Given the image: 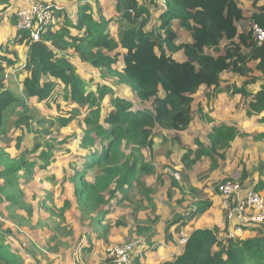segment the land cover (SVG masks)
Instances as JSON below:
<instances>
[{
    "label": "trees",
    "instance_id": "1",
    "mask_svg": "<svg viewBox=\"0 0 264 264\" xmlns=\"http://www.w3.org/2000/svg\"><path fill=\"white\" fill-rule=\"evenodd\" d=\"M13 1L0 0V13L4 14ZM144 1L118 0L117 12L129 22L120 32L119 40L112 35L111 21L101 9L96 11L90 0H84L74 18L66 10H59L58 24L43 32L40 40L34 41L28 32H18L0 46V136L6 128L9 110L20 105L25 108L24 99L8 88L6 72L22 67L17 48L27 47L22 69L24 96L50 105L59 100L58 91L62 86V101L70 110L62 113L59 126L68 128L74 121L81 122V130L74 138L51 139L59 141L60 146L66 143L73 146V140H78L82 148L90 151L84 163L74 168L73 183L77 206L90 217V226L104 228L99 233L96 230L99 240H106L110 233L107 215L128 201L131 192L139 189L152 201L151 188H147L144 179L155 170L154 129L159 126L172 131L187 130L194 120L195 103L203 87L218 88L227 81V76L235 75L243 81L233 86L226 82L227 91L241 96L248 117L264 113V85L256 93L248 89L261 79L252 75V64L264 77V47H258L252 31L239 33L238 24L245 17L238 0H166L165 7H160V24L152 28L153 8L159 10V4L156 0ZM10 19L16 27L17 18L12 15ZM175 20L183 29L190 30L191 43L176 44L178 34L171 26ZM252 20L264 28L263 11L255 13ZM120 48L127 49L128 54L118 71L114 69L120 64ZM180 51L186 56L184 62L173 58L172 54ZM73 57L98 70H114V88L103 84L95 90L90 88L78 75ZM121 86L131 89L143 103L149 102L150 108L138 110L132 101L120 97L115 87ZM83 111L86 115L80 120ZM14 126L20 129L16 149L21 155L13 156L0 142V211L7 210L12 220L22 224L34 216V207L26 202L23 187L34 182L38 172L49 173L58 146L50 144L38 158H31L23 140L25 131L34 133L33 119L24 113L15 120ZM242 134L236 125L217 126L210 136V146L205 147L198 140V152L187 153L183 160L190 167L207 157L211 169L216 170L219 161L226 160L233 142ZM254 139L264 141V133ZM143 149L149 152L150 161L143 156ZM130 150L139 154L129 155ZM263 169L261 165L258 191H264ZM94 172L97 174L91 181L89 176ZM47 201L40 203L42 210L48 211ZM69 207L67 203L61 213ZM211 207L212 202H201L184 217L173 220L166 230V240L171 239L168 234L175 223L205 216ZM148 232L154 235L151 228L138 229L139 235ZM218 232L208 228L194 230L184 252L162 264H264V230L236 240L219 239ZM13 233L0 219V264H24L20 252L8 240ZM91 250H94L93 244L84 252ZM26 254L37 260L32 250Z\"/></svg>",
    "mask_w": 264,
    "mask_h": 264
},
{
    "label": "rangeland",
    "instance_id": "2",
    "mask_svg": "<svg viewBox=\"0 0 264 264\" xmlns=\"http://www.w3.org/2000/svg\"><path fill=\"white\" fill-rule=\"evenodd\" d=\"M74 1L78 2L84 0H61V2H70L71 4H73ZM97 3L98 1L94 2L96 11L99 8L102 14H104L103 5ZM238 3L245 17V19L239 23L238 28L242 32L249 33L252 31L254 24L252 16L255 13L264 12V0H238ZM16 4L17 3L14 4L15 8L17 6ZM109 12L111 13L112 10ZM8 20H10L9 16ZM110 21L111 24H118L119 34L129 26V23L128 25L127 23L122 24V20L117 21L115 18H111ZM156 21L158 20L155 19V23ZM11 27L12 25L10 26L7 24L1 12L0 42L6 43L7 34H11V30H9ZM17 51L20 63H25L27 47L17 48ZM119 53L121 56L120 64L114 70L121 71L128 50L120 48ZM175 58L180 61L181 55L177 54ZM72 60L74 61L78 75L84 78L90 88L95 90L97 86L102 84L110 87L114 86V70L113 72H109L106 70H98L90 66H79L82 64H79V60L76 57H73ZM23 68L24 67H21L17 72L7 71L6 73V84L11 86L10 89L16 95L24 99L23 106H25V108L23 109L20 105L18 108L9 110L6 122L7 125L0 136V142L13 156L19 157L21 151L16 149V144L17 138L20 135V129L15 128L14 122L19 116H22V114H28L34 121V126H32L34 133L28 134L25 131L23 146L31 152L30 157L36 159L43 149L47 150L50 147V144L56 145L61 140L74 138L75 134L77 135L81 130V122L78 120L74 121L68 128H61L59 126L58 120L61 118V115H63L62 113L70 110L69 105H66L64 100L62 101V86L58 91L59 100L50 105L40 103L34 98H28L25 97L24 94H21L19 84H22V81L17 82L15 79L9 81L8 75L11 72H15L16 75L10 74V76H16L17 79L21 80V78H23ZM18 76L21 77L18 78ZM259 78L261 79L256 83L257 85L249 88L251 92H259L262 85H264V77L261 76ZM226 80L227 81H223L224 88L227 87L226 82H228L229 85L231 84V86L241 85L242 83V81L234 78L232 75L227 76ZM115 89L118 90L117 94H119L120 97L129 98L130 101L136 105L135 107L144 109L148 106V104L139 100L131 89L125 86L116 87ZM202 90L205 93L200 91L203 97L207 95V97H209L214 92L212 89H207L206 87ZM233 97H236L234 101L236 102L237 100L238 103L236 105V113L242 112L244 106L240 97ZM234 101H232L233 104ZM85 115L86 111H83L80 120H82ZM200 118L201 116L199 117V115L195 114L194 120L188 128V131L181 137L175 136V131L161 129L159 126L154 129L153 140L156 137V144H158L156 150L155 146L153 149L155 155V157H153V163H155L156 166L153 174L144 179L147 188H151L150 198H152V201L150 202L139 189L131 192L128 201L121 204L119 208L116 206L106 217V226H108L110 233L106 240L95 241L96 250L94 252H82L83 248L85 249L89 246L88 234H91L92 231V227L89 224L91 219L87 214L79 210L77 206L75 183H73L74 168L84 163V158L90 154V151L86 148H82L78 140H73V146L67 145V143L62 146L57 144L58 149L55 151L57 153L56 163L53 165L54 169L52 173L46 174L44 172H38L36 174V180L30 185H24L23 187L26 190V202L32 204L34 207L33 218H29L26 222L24 221L22 224H19L17 221L11 219L7 210L0 211L2 223L13 229V236L8 237V240L14 246V250L20 252L19 256L23 260V263L108 264V262L105 261V252L110 246L131 243L141 238L154 241L155 244H168L169 241L165 243V235L166 230L170 227V223L178 219V216L185 215L189 211V207L195 206L201 202H212L215 195L219 194L218 188L224 180L235 179L249 183L248 178H254L264 162V142L262 141L258 143L259 141L252 139L248 145L244 146V143H242L238 150L233 151L232 149L228 151L226 160H221V167L219 163L220 168L216 170L211 169V166H209L206 161H203V159L197 163H193L190 167L187 166L183 157L189 152H193V154L198 152V140L200 142L208 140V134L203 133L202 128L196 126L198 122H196V120ZM202 120H208V122L211 123L209 118L203 117ZM209 131L210 130H208V132ZM170 134L172 137H170ZM54 137H58L59 141L57 142L51 139ZM240 137L249 138L250 136L242 134ZM187 139L189 140L188 142L185 141ZM37 147H40L38 151L36 149ZM241 148L243 150L241 154H239ZM67 150H70V152H67ZM127 153L133 156L139 154L132 150L127 151ZM142 154L147 161H150L147 155V149H143ZM96 174L97 172L91 174L89 179L93 181ZM174 182L178 185L174 186ZM252 185H256V183H252ZM45 200H48L46 202L48 211L42 210L39 207L40 203ZM67 203L70 207L61 213V210L67 206ZM221 210L222 213L223 209ZM19 213L25 216L24 212ZM219 214L220 209H210L203 218L206 219L209 217L210 219L207 220V224L212 226L211 222H213ZM222 216L224 222V212ZM119 223H121V225ZM178 223L179 222L175 223L172 228L178 225ZM207 224L205 223L203 226H207ZM213 226H216L214 229L218 231H222L223 227H225L223 223H218ZM140 227L151 228V232H154V235L149 232L139 235L138 229ZM100 230L102 232L104 228L100 227ZM175 231L172 230L171 232L169 230V233L190 235V232H192L190 227H183L180 224L175 228ZM28 250L33 251L34 255L37 256V260L26 254ZM161 251V255L158 253L154 259L151 258L153 262L150 261V264H162L168 261L169 258L173 260L177 257L176 255H172L163 259L162 256H167L170 252L165 250Z\"/></svg>",
    "mask_w": 264,
    "mask_h": 264
},
{
    "label": "crops",
    "instance_id": "3",
    "mask_svg": "<svg viewBox=\"0 0 264 264\" xmlns=\"http://www.w3.org/2000/svg\"><path fill=\"white\" fill-rule=\"evenodd\" d=\"M22 1L23 0H14L13 2H12V5L9 7V9L3 14V16L5 17V19H6V22H7V24H9L10 26L12 25V23H11V19H10V16H12V15H14V13H15V11H16V9H17V7H19L20 5H22ZM42 1H44V2H48V3H53V4H56V5H58L60 8H62V9H64V10H66V12L68 13V14H70V13H74V14H76L77 13V11H78V7H79V5H80V3L82 2V1H78V2H75L74 1V3L73 4H71L70 2L68 3V2H61V0H42ZM91 1V3L94 5V2H96V1H98L99 3H101V5H103V13L105 14H103L108 20H110L111 18H115V19H117V21L118 20H122L123 22H122V24L123 23H127V25H128V21H127V19L126 18H124L122 15H120L118 12H117V3H118V0H90ZM145 3H149L148 2V0H146V1H144ZM15 3H17L16 5V8L14 7V4ZM108 3V4H107ZM109 6V7H108ZM160 7H162V6H160L159 5V10H158V8L157 9H155V8H153L154 10H153V12H154V18H153V24H151L150 25V28H152V27H156V26H159V24H160V22H159V19H160V17H161V15H162V10H161V8ZM112 8V9H111ZM105 9H110V10H112V12L110 13L109 11L110 10H105ZM8 16H9V19L10 20H8ZM155 19L156 20H158V21H156V23H155ZM116 21V22H117ZM172 28H173V30L175 31V32H177V34H178V39H177V41H176V44L177 45H181V44H188V43H191L192 42V36H191V32H190V30H188V29H183L181 26H180V24H179V21H174L173 23H172ZM238 27H239V24H238ZM9 30H11V34H7V37H6V43H4V42H0V46H2L3 44H7V42H8V40L9 39H11V38H13L17 33H18V31H17V29H16V27H14L13 25H12V27L11 28H9ZM110 30H111V33H112V35L117 39V40H119V33H118V24L117 23H112L111 25H110ZM238 31H239V33H245V32H242L239 28H238ZM179 41V42H178ZM180 41H182V42H180ZM226 45V44H225ZM177 54H179V55H181V60L179 61V60H177L176 58H175V55H177ZM173 55V58L175 59V60H177V61H179V62H184L185 60H187L186 59V56H185V54H184V52L183 51H180V52H178V53H174V54H172ZM74 62V61H73ZM79 62V64H82V65H79V66H83V65H85V66H89V65H87V64H83V63H81L80 61H78ZM22 67H24V63L22 64ZM21 68V67H20ZM20 68L19 69H9V70H7V71H15V72H17V70H20ZM252 68H254V73L252 74L253 76H257V77H261V76H263L261 73H259L257 70H256V68H255V64H252ZM15 72H11L10 74H13V75H16L15 74ZM7 73V72H6ZM10 74L8 75V79H9V81L11 80V79H15L17 82H19V81H22L23 82V79L25 78V75L23 74V72H22V75H23V78H21V80H19V79H17L16 78V76H14V77H11L10 76ZM234 78H237V79H239L240 81H243V79L242 78H238L237 76H235V75H232ZM21 76H18V78H20ZM83 78V77H82ZM84 79V78H83ZM229 84V83H228ZM257 84H255V85H251V86H249V88H251L252 86H256ZM8 86V88H10L11 86H9V85H7ZM19 86H20V91H21V94H24L23 93V84H19ZM116 88V87H115ZM204 88V87H203ZM202 88V89H203ZM207 88V87H206ZM248 88V89H249ZM62 89H63V87H62ZM200 90L202 93H204L203 92V90ZM208 89V88H207ZM209 89H212L214 92H213V94H211L209 97H207V96H205V97H203V94H200L199 93V95H198V99L196 100V103H195V110H196V114L197 115H199V117L201 116V118L200 119H198V120H196V126H198V127H201L202 128V132L203 133H207L208 134V140L207 141H203L202 143L203 144H205V147H209L210 146V143H211V141H210V138H209V136H211V134H213V132H214V130H215V128L217 127V126H220V125H236L237 127H238V129L240 130V132L241 133H244V134H247V136H250L249 138L248 137H245V138H241L240 136L233 142V144H232V148L230 149V150H232L233 149V151H236V150H238V148H239V146L240 145H242V143H244V146H246V145H248L249 144V142H250V140H255L254 139V137L255 136H257V135H259V134H263L264 133V113L262 114V115H259V116H253V117H248L247 116V113H246V110L245 109H243L242 110V112H238V113H236V110H237V100H236V102L234 101L235 99H236V97H233L230 93H228V91H227V87L226 88H224V86H223V82L221 83V85L218 87V88H216V87H211V88H209ZM118 91V90H117ZM205 94V93H204ZM237 96H239L240 97V100H241V96L240 95H237ZM126 98V97H125ZM128 100H130L129 98H127ZM232 101H234V104H233V102ZM145 104H148V106H146L144 109H148V108H150V104L149 103H145ZM199 106H200V108H199ZM137 108V107H136ZM138 110H143V109H141V108H137ZM198 109V110H197ZM20 110V109H19ZM22 110V109H21ZM239 114V115H238ZM203 117H205V118H209V120H211V123L210 122H208V120H206V121H203L202 120V118ZM201 120V121H200ZM208 130H210L209 132H208ZM186 131H188V129L187 130H185V131H182V132H180V131H175L176 132V135L175 136H178V137H181L182 135H184V133L186 132ZM170 137H172L171 136V134H170ZM185 141H189L188 139L187 140H185ZM244 141V142H243ZM256 141V140H255ZM154 142H155V150H156V148H157V145L158 144H156V137H155V139H154ZM262 142H264V141H262ZM258 143H261L260 141L258 142ZM263 144V143H262ZM243 146V147H244ZM194 147V146H193ZM242 147V148H243ZM241 148V150H240V152H239V154H241V151L243 150ZM154 149V148H153ZM195 149V148H194ZM229 150V151H230ZM230 153V152H229ZM147 155H148V157H149V152L147 151ZM153 157H155V155H154V151H153ZM203 161H206L207 162V164L209 165V166H211V161L207 158V157H203ZM263 161H264V159H263ZM56 162H54V164H55ZM220 163V167H221V161L219 162ZM53 164V165H54ZM52 165V167H51V169H50V171H49V173H46V174H51L52 173V171H53V169H54V166ZM263 168H264V162H263ZM154 166H156L155 165V163H154ZM219 167V168H220ZM264 170V169H263ZM176 175H179V174H176ZM221 176V175H220ZM263 179H264V177H262ZM249 179V181H251L252 183H256V184H258V182L260 181V179H261V176H260V174H259V172L254 176V178H252V177H249L248 178ZM212 202H213V207L211 208V210L213 209H216V208H218V210L220 209V214H219V216L218 217H216V219H214L213 220V222H211V225L212 226H210V225H208L207 224V220L208 219H210L209 217H207L206 219L205 218H203L204 216H202V217H200V218H197V219H194V220H192V221H189V222H187L186 221V223H184V221L182 220V221H180V223H178V225L180 224L181 226H183V227H190L191 228V230H192V232L194 231V230H197V229H206V228H208V229H214L216 226H213V225H217L218 223H223L224 224V226H225V220H224V222H223V216H222V214H223V212L221 213V209H222V205H221V198H220V196L217 194V195H215V197L212 199ZM121 205H119L118 206V208L120 207ZM117 208V209H118ZM195 208V206H191V207H189V211L186 213V214H188L192 209H194ZM213 212V211H212ZM111 213V212H110ZM109 213V214H110ZM185 214V215H186ZM185 215H183V216H181V217H184ZM108 216V215H107ZM207 216H209V215H207ZM178 217H180V216H178ZM205 223L207 224V226H203V225H205ZM183 224H185V225H183ZM178 225H175L173 228L171 227V229H170V231L172 232V230H174L175 231V228L178 226ZM224 228V227H223ZM92 231H91V234H88V243H89V246L91 245V244H93V246H94V250H91L92 252H94L95 250H96V244H95V241H100L99 239H97V232H96V230L98 231V233L99 232H101V230H100V227H93L92 229H91ZM169 233L168 234V236L171 238V239H169V243L168 244H155V242L154 241H150V240H144V239H140L142 242H143V248L142 249H144V259H143V264H150L149 262L151 261V262H153L152 260H151V258H155V256L159 253V255H161L162 254V251L161 250H165V251H169L170 253H169V255H167V256H162L163 257V259L164 258H166V257H170V256H172V255H176L177 257L178 256H180L183 252H184V249H185V246H182V245H180V243H179V240H180V235H178V233ZM176 232V231H175ZM192 232H190V235H191V233ZM173 234V235H172ZM166 242H168L167 240H166V235H165V243ZM159 245H160V247H159ZM89 246H87V247H89ZM91 251H88V252H91ZM82 252H84V248H83V250H82ZM85 253H87V252H85ZM105 256H106V259H107V252H105ZM106 259H105V261H106ZM171 260V258H169L168 259V261H170ZM174 260V259H173ZM105 261H104V263H105Z\"/></svg>",
    "mask_w": 264,
    "mask_h": 264
},
{
    "label": "built area",
    "instance_id": "4",
    "mask_svg": "<svg viewBox=\"0 0 264 264\" xmlns=\"http://www.w3.org/2000/svg\"><path fill=\"white\" fill-rule=\"evenodd\" d=\"M165 7L166 0H156ZM62 10L58 5L40 0H23L17 7L14 16L17 18L18 32H28L34 41L49 27L58 24L57 12ZM71 18L74 13L69 14ZM253 37L258 47H264V28L254 24ZM252 182L224 180L218 190L221 207L225 216V227L219 231V239H244L264 230V191H258ZM188 234H180L179 243L186 246ZM141 240L127 244L113 245L107 248L108 264H143L144 249Z\"/></svg>",
    "mask_w": 264,
    "mask_h": 264
}]
</instances>
